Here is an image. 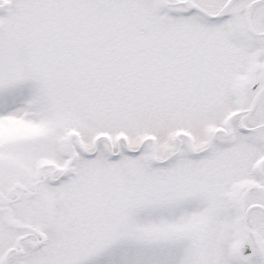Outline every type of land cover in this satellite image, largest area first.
I'll list each match as a JSON object with an SVG mask.
<instances>
[{
  "label": "snow or ice",
  "instance_id": "snow-or-ice-1",
  "mask_svg": "<svg viewBox=\"0 0 264 264\" xmlns=\"http://www.w3.org/2000/svg\"><path fill=\"white\" fill-rule=\"evenodd\" d=\"M0 264H264V0H0Z\"/></svg>",
  "mask_w": 264,
  "mask_h": 264
}]
</instances>
